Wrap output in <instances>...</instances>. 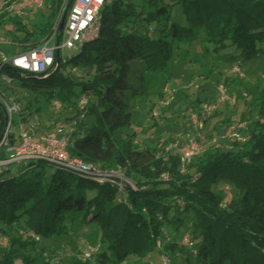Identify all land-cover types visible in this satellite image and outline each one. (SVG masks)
Instances as JSON below:
<instances>
[{"label": "trees", "instance_id": "obj_1", "mask_svg": "<svg viewBox=\"0 0 264 264\" xmlns=\"http://www.w3.org/2000/svg\"><path fill=\"white\" fill-rule=\"evenodd\" d=\"M71 1L45 0L48 14L40 11L33 27L24 21L30 12H1L0 30L17 38V48L0 54L47 42ZM99 21L72 57L60 52L40 74L6 64L0 78L21 91L24 110L43 99L70 115L62 129L70 158L104 171L124 166L128 182L120 191L45 160L0 167V242L8 243L0 244V264H52L63 242L81 237L97 251L63 264H152L158 255L169 264H264V91L253 96L259 116L233 131L247 142L229 137V147L207 149L185 171L181 154L138 149L126 133L137 83L166 70L178 42H201L205 55L227 64L264 66V0H111ZM6 121L0 101V135ZM16 142L0 147V161Z\"/></svg>", "mask_w": 264, "mask_h": 264}, {"label": "rangeland", "instance_id": "obj_2", "mask_svg": "<svg viewBox=\"0 0 264 264\" xmlns=\"http://www.w3.org/2000/svg\"><path fill=\"white\" fill-rule=\"evenodd\" d=\"M12 4L13 2L10 5ZM9 6H5L3 0H0V14L8 12ZM40 11L43 13L41 16L48 14V9L44 5V8L38 11L28 10L31 15L24 16V21L33 27L41 19ZM57 29L58 25L53 37L50 38V42H53L51 45L66 43L68 40L67 20L62 33ZM2 39L3 42L13 44L1 45L2 52L8 49L11 52L16 50L17 45L14 41L16 42L17 38L0 30V40ZM74 46L59 51L63 59L74 55L77 45ZM173 46L167 69L154 76L144 74V80L137 83L139 96L129 101L131 121L126 133L131 136L133 145L138 149L162 148L165 154L170 153L173 156L181 154L183 147L193 137L201 147V156L207 149L229 147L231 145L229 137L234 134L233 131L236 128L246 129V126L259 116V109L253 105L260 101L256 99L253 101V96L264 91L263 62L249 60L238 67L235 63L227 64L205 55L201 42L181 44L178 42ZM7 57L11 58L8 55ZM2 68L0 62V71ZM237 70L244 73V78L237 75ZM220 85L224 86L228 98L226 101L220 98L218 90ZM0 89L3 90V93L0 92V101L7 113V124L0 135V147L4 146L3 139L5 143H9L14 138L17 139L15 144L19 143L21 127L37 141L41 138L61 139L62 134L58 131L67 127L64 119L70 115L60 117V110L43 99H39L38 103L33 101L30 109L24 110L26 101L21 98V91L13 86L6 76L0 78ZM230 99H236V102L231 103ZM167 101L170 103L164 105L163 103ZM206 103L217 106V109L203 120V126L199 129L194 125L193 118L200 116L201 109ZM7 104L19 107L18 113L9 114ZM231 139L234 140L233 137ZM246 140L244 137L245 142ZM162 152L158 151L161 153L158 156L162 155ZM93 168L96 169L95 175L99 179L104 178L114 184L128 182L123 174L126 169L124 166L118 165L105 171L97 165H93ZM228 196H236V193L230 192ZM67 244L63 242L62 250L52 254L50 258L52 264H63L72 256L85 261L89 254L92 255L98 249L94 246L90 249L88 239L84 237L79 238L78 243L69 246ZM164 258L165 260L161 261ZM151 263L169 264L168 259L160 255L152 258ZM137 264L142 262L137 261Z\"/></svg>", "mask_w": 264, "mask_h": 264}, {"label": "built area", "instance_id": "obj_3", "mask_svg": "<svg viewBox=\"0 0 264 264\" xmlns=\"http://www.w3.org/2000/svg\"><path fill=\"white\" fill-rule=\"evenodd\" d=\"M109 0H74L71 10L67 16V34L68 40L66 43H56L51 45L50 41H47L38 47L29 50L28 52L8 58L4 54H0L1 63L3 66L10 64L15 68L22 71L30 72L33 74H40L52 67L55 63L56 52L65 48H72L73 45H80L83 41L92 39L98 33L100 25V12L108 3ZM45 0H15L12 5L8 7V12L21 17L28 10L38 11L44 8ZM4 5H8L7 1L3 0ZM15 4V5H14ZM74 46V47H75ZM238 72V75L244 77L243 72ZM240 73V74H239ZM219 94L222 101H226L225 89L223 85H220ZM172 100V99H171ZM231 103H235L236 99H230ZM170 102L163 103L168 105ZM9 105V106H8ZM59 108V104H55ZM9 114L13 115L18 113L19 107L16 105H6ZM217 106L206 103L201 109L199 117L193 118V123L197 128H202L203 120L210 116ZM19 143L8 146L6 153L8 155L7 160L0 161V167H8L11 164H26L28 162L36 160H45L63 167L71 168L75 171L84 172L93 176L97 181H105L106 179H99L95 175V168L93 165L84 163L78 159L70 158L67 150V142L65 136L60 138H41L40 141H36L28 132L20 129ZM64 133L62 129L58 131ZM64 135V134H62ZM238 142H245L244 137L240 134L234 133L230 135ZM2 144L7 145L3 139ZM201 147L195 140V137L190 139L187 144L181 150V167L185 171L190 165L194 157L200 154ZM120 191L122 185L119 184ZM38 240V238H37ZM1 245L7 246V239H3L0 242ZM160 245V243H158ZM91 249V247H89Z\"/></svg>", "mask_w": 264, "mask_h": 264}, {"label": "water", "instance_id": "obj_4", "mask_svg": "<svg viewBox=\"0 0 264 264\" xmlns=\"http://www.w3.org/2000/svg\"><path fill=\"white\" fill-rule=\"evenodd\" d=\"M73 2H74V0L71 1L69 8L71 7V5H72ZM68 10H69V9H68ZM68 10H67V11L65 12V14L63 15V18H62V21H61V25H60V32H61V33L64 31L65 23H66L67 16H68V12H69ZM56 60H57L58 63H59V51L56 52Z\"/></svg>", "mask_w": 264, "mask_h": 264}, {"label": "crops", "instance_id": "obj_5", "mask_svg": "<svg viewBox=\"0 0 264 264\" xmlns=\"http://www.w3.org/2000/svg\"><path fill=\"white\" fill-rule=\"evenodd\" d=\"M31 15V14H30ZM32 20V19H31ZM51 44H53V42L51 43ZM15 50V49H14Z\"/></svg>", "mask_w": 264, "mask_h": 264}]
</instances>
